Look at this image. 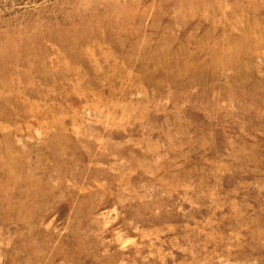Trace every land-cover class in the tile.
<instances>
[{
    "label": "rangeland",
    "instance_id": "1",
    "mask_svg": "<svg viewBox=\"0 0 264 264\" xmlns=\"http://www.w3.org/2000/svg\"><path fill=\"white\" fill-rule=\"evenodd\" d=\"M0 264H264V0H0Z\"/></svg>",
    "mask_w": 264,
    "mask_h": 264
}]
</instances>
